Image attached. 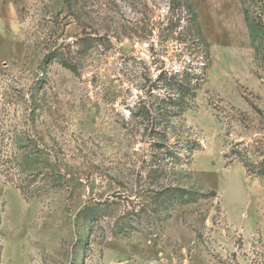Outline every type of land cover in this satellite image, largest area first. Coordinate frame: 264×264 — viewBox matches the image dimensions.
I'll use <instances>...</instances> for the list:
<instances>
[{
    "label": "rangeland",
    "instance_id": "374dc122",
    "mask_svg": "<svg viewBox=\"0 0 264 264\" xmlns=\"http://www.w3.org/2000/svg\"><path fill=\"white\" fill-rule=\"evenodd\" d=\"M188 3L211 65L162 120L158 75L203 65ZM234 148L264 153V0H0V264H264Z\"/></svg>",
    "mask_w": 264,
    "mask_h": 264
},
{
    "label": "trees",
    "instance_id": "16d2710c",
    "mask_svg": "<svg viewBox=\"0 0 264 264\" xmlns=\"http://www.w3.org/2000/svg\"><path fill=\"white\" fill-rule=\"evenodd\" d=\"M187 9L188 14H190L189 22L193 25L194 31L191 38L192 44L195 47L200 48L199 51L196 52L198 54L195 55L194 59H198L197 62L203 63V65L199 67V72L190 71L189 65V67L185 68V70L181 73L162 71L158 75L155 80V84L151 87L149 92L151 95L155 92L153 97H155L157 102V108H155V112L152 114H156L162 120H170L172 117L181 116L190 108L191 102L195 99L199 87L202 83H204L205 75L211 65L210 44L208 43L200 25L199 14L191 3L187 4ZM245 18L251 33L252 42L253 44H256V39L258 37L256 30L259 28H257L255 24L256 21L250 20L246 10ZM200 58H202V61ZM66 67H68L71 71L77 72V67L75 66H69L66 64ZM144 113L138 114V117L150 118L151 113L149 110ZM244 149L238 150V148H234L232 152L235 156H237L236 158L240 161V163H243L250 175L259 176L264 179V153L259 155V157L261 156V159L258 162H254L248 157L247 153H244ZM177 191L179 192V197H184L185 195L190 194V192L183 189H177L175 192ZM214 194V192L211 193V195ZM192 195L193 194H191V196Z\"/></svg>",
    "mask_w": 264,
    "mask_h": 264
}]
</instances>
